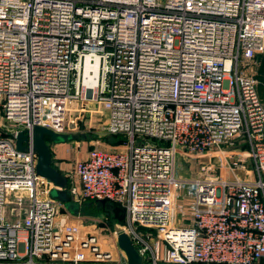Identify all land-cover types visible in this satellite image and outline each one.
<instances>
[{"label":"built area","instance_id":"1","mask_svg":"<svg viewBox=\"0 0 264 264\" xmlns=\"http://www.w3.org/2000/svg\"><path fill=\"white\" fill-rule=\"evenodd\" d=\"M263 50L264 0H0V264H127L37 189L33 126L69 133L84 101L123 140H93L66 191L120 203L142 264H264ZM215 154L231 176H176L177 156Z\"/></svg>","mask_w":264,"mask_h":264},{"label":"rangeland","instance_id":"2","mask_svg":"<svg viewBox=\"0 0 264 264\" xmlns=\"http://www.w3.org/2000/svg\"><path fill=\"white\" fill-rule=\"evenodd\" d=\"M254 63L255 64L253 66L256 74L262 73L264 71V50L261 56H258V58L256 57ZM262 98L264 100V95L262 96ZM83 103L84 106L82 108L85 112L75 113L70 110L66 117V131L71 134L77 135V138H69L65 142H70L71 145L76 148L77 153H80L81 155L82 152L86 150L88 151L91 147H93V145H91L90 143L95 139L99 140L101 142V145L106 148L108 144H111V141L121 139L118 136L110 137V142L103 139V126L107 117L106 113H104V111H102L100 108L98 109L97 104H95L94 102L84 101ZM72 106V109H74L75 107L80 108V105L76 106L75 104H73ZM77 116L78 119H76ZM0 126L6 129L8 128L9 124L4 120H0ZM0 134L5 135L6 130H0ZM82 135H85V137L83 138ZM50 142L52 141L47 139V143ZM234 145L237 147L235 154L241 152V157L244 156L245 159V168L250 169L251 163L245 144L242 141L237 140ZM118 149H122V146L118 147ZM223 163L224 158L217 154H215L211 158H209L208 156L202 158H180L179 156H177L175 174L177 177L181 178H192L197 174H201L200 167L202 164H205L206 167L211 166V170H209V172L207 173L204 172L205 174L202 175L220 176L221 173L222 177L231 176L226 168L221 167L223 166ZM238 173L240 176H243L244 171L240 169ZM44 188V186L38 185L37 189L39 195H41L42 197L52 196V199L56 203L57 207H64V209L71 215L77 214L83 236H86L88 234L95 236L96 241L100 243V245L104 249H109V251H111L114 258L116 259L120 254L124 255V253L117 247L116 235L114 233L116 229L121 228L125 223V210L123 207V211H121L120 209L117 211V206L113 205V203L111 202H97L87 199L81 203L74 199H70L67 202H61L57 198L55 191H52L51 195L50 193L46 194L43 190ZM27 205V199L23 198L21 204L19 205L14 201L5 206V216L7 220L11 223H16L18 218L24 215ZM18 234L23 235V232L18 231Z\"/></svg>","mask_w":264,"mask_h":264},{"label":"water","instance_id":"3","mask_svg":"<svg viewBox=\"0 0 264 264\" xmlns=\"http://www.w3.org/2000/svg\"><path fill=\"white\" fill-rule=\"evenodd\" d=\"M84 138L85 135H82ZM69 138H77V135L71 133H56L48 128L35 125L32 128V147L36 154V174L44 178L47 182L53 185L50 191L56 192L57 198L61 202H67L70 197L66 193L67 177L62 175L57 169L52 166L51 151L47 143V139L52 142H65ZM16 147L19 150H26V142L28 139L27 130H20L16 133ZM116 244L117 247L124 253L127 264H142V257L132 244L129 236L123 229H116Z\"/></svg>","mask_w":264,"mask_h":264},{"label":"crops","instance_id":"4","mask_svg":"<svg viewBox=\"0 0 264 264\" xmlns=\"http://www.w3.org/2000/svg\"><path fill=\"white\" fill-rule=\"evenodd\" d=\"M90 144L93 145V141H91ZM48 145L51 151L52 166L55 169H57L62 175L67 177V186H68L70 183L69 177L71 178L74 162L78 159L85 158L88 151L86 150L87 152L84 151L80 155V153H77L76 148L73 145H71L70 142H59V143L50 142L48 143ZM69 220L79 225L80 233L83 236V232L81 231V226L78 221L77 214L76 215L70 214ZM118 259L121 262L122 261L124 262L125 260L122 254L119 255Z\"/></svg>","mask_w":264,"mask_h":264},{"label":"trees","instance_id":"5","mask_svg":"<svg viewBox=\"0 0 264 264\" xmlns=\"http://www.w3.org/2000/svg\"><path fill=\"white\" fill-rule=\"evenodd\" d=\"M263 53V52H262ZM262 53H260V54H258L257 55V58H258V56H261L262 55ZM257 79H258V81H259V83H258V91H259V94L261 95V97L264 95V71L262 72V73H257ZM110 137H114V136H103V139H105V140H108L109 142H110ZM122 139V138H121ZM114 140V141H111V143H118L119 141H122V140ZM66 193H67V191H66ZM67 195H68V193H67ZM94 201H97V202H107L106 200H104V201H101V200H94ZM109 202V201H108ZM111 203H113V205H116L117 206V211L120 209L121 211H123V208H122V206L119 204V203H116V202H111Z\"/></svg>","mask_w":264,"mask_h":264}]
</instances>
